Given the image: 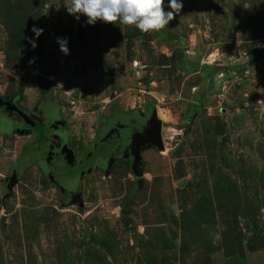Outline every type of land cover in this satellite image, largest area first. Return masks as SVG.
<instances>
[{"label":"rangeland","instance_id":"rangeland-1","mask_svg":"<svg viewBox=\"0 0 264 264\" xmlns=\"http://www.w3.org/2000/svg\"><path fill=\"white\" fill-rule=\"evenodd\" d=\"M71 3L0 0L1 100H48L77 150L111 106L151 109L163 145L139 175L102 160L71 200L21 163L32 137L0 105V264H264V0H183L149 33Z\"/></svg>","mask_w":264,"mask_h":264},{"label":"flooded vegetation","instance_id":"flooded-vegetation-1","mask_svg":"<svg viewBox=\"0 0 264 264\" xmlns=\"http://www.w3.org/2000/svg\"><path fill=\"white\" fill-rule=\"evenodd\" d=\"M16 108L18 110L9 109L16 120L9 124L8 132L32 137L26 152L22 154L21 163L34 165L47 182L71 200L81 194L80 186L87 172L101 165L102 160L107 159L108 166L120 158L131 163V151L141 141L151 143L157 138V123L150 114L154 110L124 112L111 106L106 121L100 124L88 148L77 150L70 146L66 124L48 100L37 104V114L33 117L27 109ZM24 114L30 118L26 119ZM162 127L161 122L160 135Z\"/></svg>","mask_w":264,"mask_h":264},{"label":"clouds","instance_id":"clouds-1","mask_svg":"<svg viewBox=\"0 0 264 264\" xmlns=\"http://www.w3.org/2000/svg\"><path fill=\"white\" fill-rule=\"evenodd\" d=\"M183 0H72L66 10L79 20L80 15L87 17L86 23L119 21L122 24L134 25L141 32L160 30L168 25L174 16L180 13ZM34 37L28 38L30 45L36 47V38L43 29L34 26ZM60 51L68 54L67 37H57Z\"/></svg>","mask_w":264,"mask_h":264},{"label":"water","instance_id":"water-1","mask_svg":"<svg viewBox=\"0 0 264 264\" xmlns=\"http://www.w3.org/2000/svg\"><path fill=\"white\" fill-rule=\"evenodd\" d=\"M0 105H3L10 110H18L16 108V106L14 104H12L10 101L1 100V98H0ZM150 114L157 123V128H156L157 129V132H156L157 138H156L155 142H151V143H144V141L143 142L141 141L139 143V145H137L136 148L133 151H131V156H132L131 168H132L133 173L136 175H139L141 173V170H140L141 169L140 168V164H141L140 152H141V150L149 144H152V145L156 146L157 148H161L163 145L162 138L160 135V123H161V121L157 118L156 112H151ZM24 115L26 116V114H24ZM25 118L28 119L30 117L26 116ZM77 199L80 200V194H78Z\"/></svg>","mask_w":264,"mask_h":264},{"label":"trees","instance_id":"trees-1","mask_svg":"<svg viewBox=\"0 0 264 264\" xmlns=\"http://www.w3.org/2000/svg\"><path fill=\"white\" fill-rule=\"evenodd\" d=\"M172 128H175V127H179V125L175 126V125H172L171 126ZM182 130H186L188 127H189V122L185 123L184 125L180 126ZM179 127V128H180Z\"/></svg>","mask_w":264,"mask_h":264},{"label":"bare ground","instance_id":"bare-ground-1","mask_svg":"<svg viewBox=\"0 0 264 264\" xmlns=\"http://www.w3.org/2000/svg\"><path fill=\"white\" fill-rule=\"evenodd\" d=\"M162 113V112H161Z\"/></svg>","mask_w":264,"mask_h":264}]
</instances>
